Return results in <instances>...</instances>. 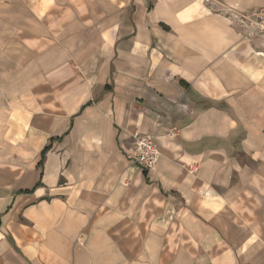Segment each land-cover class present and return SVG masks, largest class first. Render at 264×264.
<instances>
[{
    "label": "crops",
    "instance_id": "crops-1",
    "mask_svg": "<svg viewBox=\"0 0 264 264\" xmlns=\"http://www.w3.org/2000/svg\"><path fill=\"white\" fill-rule=\"evenodd\" d=\"M263 7L0 0V264H264Z\"/></svg>",
    "mask_w": 264,
    "mask_h": 264
},
{
    "label": "built area",
    "instance_id": "built-area-1",
    "mask_svg": "<svg viewBox=\"0 0 264 264\" xmlns=\"http://www.w3.org/2000/svg\"><path fill=\"white\" fill-rule=\"evenodd\" d=\"M249 25L252 30L264 32V7L254 11L248 17ZM159 150L153 136L136 135V144L131 157L137 165L144 169L153 168L159 158Z\"/></svg>",
    "mask_w": 264,
    "mask_h": 264
},
{
    "label": "rangeland",
    "instance_id": "rangeland-1",
    "mask_svg": "<svg viewBox=\"0 0 264 264\" xmlns=\"http://www.w3.org/2000/svg\"><path fill=\"white\" fill-rule=\"evenodd\" d=\"M253 31H254L255 34H256V33L261 34V32H262V31L257 30V29H255V30H253Z\"/></svg>",
    "mask_w": 264,
    "mask_h": 264
}]
</instances>
